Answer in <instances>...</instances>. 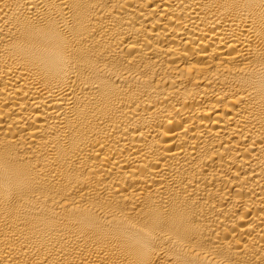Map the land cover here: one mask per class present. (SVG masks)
<instances>
[{
  "label": "bare ground",
  "instance_id": "1",
  "mask_svg": "<svg viewBox=\"0 0 264 264\" xmlns=\"http://www.w3.org/2000/svg\"><path fill=\"white\" fill-rule=\"evenodd\" d=\"M0 264H264V0H0Z\"/></svg>",
  "mask_w": 264,
  "mask_h": 264
}]
</instances>
